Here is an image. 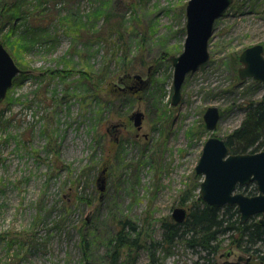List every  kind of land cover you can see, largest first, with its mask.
<instances>
[{"label": "rangeland", "instance_id": "1", "mask_svg": "<svg viewBox=\"0 0 264 264\" xmlns=\"http://www.w3.org/2000/svg\"><path fill=\"white\" fill-rule=\"evenodd\" d=\"M20 1L22 18L0 27L28 71L0 103V264H109L108 244L125 219L145 243L125 249L121 263L150 264L147 247L162 238L164 222L201 196L195 169L205 142L224 139L242 123L246 102L264 95L262 83L238 75L240 52L264 46V0H234L217 20L211 60L187 75L177 107L169 57L184 50L189 0ZM15 2L0 0V10ZM82 72H106L100 94ZM213 106L221 119L211 132L204 115ZM137 111L140 130L130 119ZM239 191L254 196L257 187ZM239 238H220L217 262L264 264L237 248ZM201 255L180 240L157 256L197 264Z\"/></svg>", "mask_w": 264, "mask_h": 264}, {"label": "water", "instance_id": "2", "mask_svg": "<svg viewBox=\"0 0 264 264\" xmlns=\"http://www.w3.org/2000/svg\"><path fill=\"white\" fill-rule=\"evenodd\" d=\"M234 0H189L186 7V39L184 50L169 60L174 68L171 104L177 107L183 100L182 89L186 77L211 60L210 41L216 22L232 6ZM238 75L242 80L255 79L264 85V46L256 44L240 52ZM28 73L21 69L0 40V103H3L18 75ZM143 86L148 84L140 75L134 76ZM145 115L135 112L130 119L140 130ZM221 119L218 107H209L204 115L205 127L214 132ZM196 173L203 176L200 195L203 201L215 208L236 206L242 224L260 215L264 226V150L255 153L233 154L226 141L211 136L204 145L196 166ZM103 175V174H102ZM99 181L103 182L100 178ZM255 183L258 194L248 196L239 188ZM104 190V187H101ZM176 223H183L188 209L175 208L172 214Z\"/></svg>", "mask_w": 264, "mask_h": 264}, {"label": "trees", "instance_id": "3", "mask_svg": "<svg viewBox=\"0 0 264 264\" xmlns=\"http://www.w3.org/2000/svg\"><path fill=\"white\" fill-rule=\"evenodd\" d=\"M19 2L21 1L18 0V2L10 6L1 8L0 27L15 19L22 18L21 7L16 5ZM104 17L109 21L110 14L107 13ZM3 43L6 47V43ZM128 66L130 67V64L125 65L127 67L125 77L130 78L132 71ZM26 74L28 73L18 75L15 78L14 84L18 78L26 77ZM105 74L106 72H103L101 77V74L97 76V74L92 75L82 72L80 75L89 79L92 91L100 94L101 85L106 81ZM95 80H97L98 84ZM118 98H121V95L115 94L109 102L105 101L107 103L106 106H113L115 104L114 101ZM104 107L105 105L97 113L102 114ZM245 107L246 115L240 126L224 138L228 149L233 154L255 153L264 150V95L260 100L247 101ZM190 202L191 200L184 199L181 204L188 205ZM239 223L240 217L236 207L215 208L206 204L199 197L196 201L190 203L188 217L183 223H176L169 218L163 224L164 231L162 238L157 241H150V245L147 247L150 264H162L160 258L157 256L158 252H169V249L180 240L185 241L188 248L192 251H199L204 254V256L201 255L200 257L201 262L197 264H219L216 257L222 248V243L219 240L226 235L230 239H236L239 236L240 242H235L237 248L243 250L245 253L251 254L252 252H256V254L260 255V259H264V256L259 254L260 250L254 248L256 244L264 242V227L258 221L255 222L253 220L245 225H240ZM143 238L144 233L139 230L134 222L129 219L122 220L120 228L108 244L107 257L109 264H122L123 251L125 249H139L142 247V243H145L143 242ZM251 261L246 264H251ZM224 264L241 263H229L227 261Z\"/></svg>", "mask_w": 264, "mask_h": 264}, {"label": "flooded vegetation", "instance_id": "4", "mask_svg": "<svg viewBox=\"0 0 264 264\" xmlns=\"http://www.w3.org/2000/svg\"><path fill=\"white\" fill-rule=\"evenodd\" d=\"M225 140V139H224ZM201 176V175H200ZM252 184H255V183H252ZM201 185V184H200ZM251 185V184H250ZM256 185V184H255ZM249 186V185H248ZM245 187H247V186H245ZM245 187H242V188H239V190H241V189H243V188H245ZM257 187V186H256ZM238 190V191H239ZM240 192V191H239ZM244 194V193H243ZM257 194H258V190H257ZM256 194V195H257ZM255 196V195H254ZM201 197V196H200ZM203 200V199H202ZM230 207H233V206H230ZM234 207H236V206H234ZM237 208V207H236ZM238 209V208H237ZM238 212H239V210H238ZM258 217H259V220H260V218H261V216L260 215H257ZM239 217H240V213H239ZM254 217H256V216H254ZM254 217H252L249 221H247L246 223H244V224H242L241 222L239 223L240 225H245V224H247V223H249ZM258 220V222H259V224L260 225H262L261 223H260V221ZM263 226V225H262ZM264 227V226H263ZM264 243V242H263ZM260 244H262V243H258V244H256L255 246H254V248H256V249H259L260 250V248H258L259 246L258 245H260ZM244 252V251H243ZM260 252H261V250H260ZM252 253H256V252H252ZM234 255V251L231 249L230 251H228L226 254H224L223 256L225 257V258H230V257H232ZM252 260V258L251 257H249V258H244V257H239L237 260H235V261H232V262H229V263H241V264H246V263H248V262H250Z\"/></svg>", "mask_w": 264, "mask_h": 264}]
</instances>
